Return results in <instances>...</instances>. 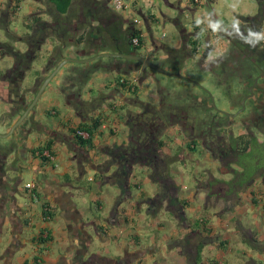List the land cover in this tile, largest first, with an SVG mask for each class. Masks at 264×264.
I'll return each instance as SVG.
<instances>
[{
	"label": "crops",
	"instance_id": "obj_1",
	"mask_svg": "<svg viewBox=\"0 0 264 264\" xmlns=\"http://www.w3.org/2000/svg\"><path fill=\"white\" fill-rule=\"evenodd\" d=\"M160 1L166 6L164 11ZM18 2L0 0V17L14 19ZM24 2L21 20L26 27L34 17L51 21V5L46 0ZM135 3L133 13L141 17L143 47L149 51L145 56L152 58L161 51L165 65L158 64L186 78L151 71L143 77L137 68L93 69L67 63L46 86L15 137L0 138V264H223L229 258L230 264H254L255 259L263 260L264 252L262 255L251 244L253 239H264L262 140L247 135L250 143L245 149L238 150L235 144L228 148L236 159H220L183 124L173 121L151 139V154L142 160L129 157L149 148L139 144L137 132L143 122L139 117L143 105L157 110L184 107L189 117L198 114L201 107L194 103L200 101L202 88L187 78L190 75L184 64L190 61L201 68H215L229 48L228 30L208 17L217 27L221 43L202 53L190 51L191 34L180 20L181 15L194 16L198 10L199 5L190 0ZM170 9L178 15L172 17ZM243 17L247 16H240L237 26L248 23ZM166 19L178 30L172 42H161L153 35L154 23L163 24ZM32 33L30 28L24 35ZM261 34L263 22L258 27V42ZM203 37L209 42L208 35ZM59 43L50 36L35 46L42 60L40 69L27 75L32 60L22 69L18 83L23 93L19 90L14 95L11 90L9 100L0 94V132L19 117L61 57L80 53L75 51L74 41L61 50ZM9 44L0 45V58H6L0 73L13 66L10 54L15 47L21 53L33 49L26 42L11 44V48ZM165 48L180 49L182 62L171 58ZM83 69H88L84 82L78 76ZM121 76L136 77L137 86L143 89L132 95L118 84ZM97 118L100 125L91 145L77 143L71 128ZM26 129L30 133L24 136ZM44 152L52 155L53 162ZM201 154L202 159L197 157ZM251 156L254 172L247 180L249 186L241 189L234 178L244 172L241 157ZM203 161H210L209 170L202 166ZM85 176L91 185L78 184ZM27 182L34 187L26 188ZM102 185L109 189L102 190ZM236 190L242 191L235 194ZM80 239L87 245L82 246ZM231 245H241L244 255L246 246L250 247L249 261L238 253L230 256Z\"/></svg>",
	"mask_w": 264,
	"mask_h": 264
},
{
	"label": "flooded vegetation",
	"instance_id": "obj_2",
	"mask_svg": "<svg viewBox=\"0 0 264 264\" xmlns=\"http://www.w3.org/2000/svg\"><path fill=\"white\" fill-rule=\"evenodd\" d=\"M190 1L191 3H194L193 0ZM194 4L199 5L198 3ZM6 22V19L2 20V18H0L1 27H6ZM101 22L103 24L102 27H104L106 32H109V35L103 37L101 35L102 30L95 28H93L94 30H89L85 34L87 36L84 38V43L82 42L78 44L74 41L73 47L74 49L76 48L75 51L80 52L79 54H76V57H89L103 51H120L132 54L144 53V56L147 54V51L145 53L142 48L143 45H138V47L133 45L129 40V36L133 31L132 25L129 23V21L122 22V24L113 22L110 24V26H108L106 21L102 20ZM108 22H112L111 19ZM261 22H263L264 31V4L262 14L256 21L251 20L247 24H242L239 30L235 31L238 33L237 36H235L236 33L234 32H232L233 36H228L229 42H227V45L229 44V48L226 49L220 58H218L219 62L218 60L216 62V65L220 66L224 70L221 72L224 78H227L231 73L236 74V76L231 81L229 78H227L228 87L226 92L228 94L225 95L221 92L219 93L223 96V106L214 107L212 103L214 102L213 99L215 97H212V95L207 90L205 91L202 88L203 91L201 89L202 96H200V101H203V104H201L200 101L194 103L201 108L198 109V114H195L191 117L185 114L184 107L181 109L179 107H167L165 109L160 108L158 110L153 109V116H149L144 111H141L139 113V117L141 120H143V122L138 125L137 130V132H139L141 135V137H139V144H146L149 148H147L146 151L139 150L136 153L130 154L129 157L131 160H137V158L142 160L144 157L151 154L150 149H152L154 145L151 139L159 135L164 125L173 121H179L190 133L200 138L203 143L210 145V148H214L216 154L214 152L213 154L218 156L220 159H236L233 151L228 150V148L234 144L235 146H238V142L240 141H237V138L240 136H243L245 139L247 135H252L256 141L262 140L264 184V43L262 45L260 42H258L256 37L258 33L256 27ZM94 25H96V23H94ZM215 28L217 27L215 26ZM254 30H256L255 33H253ZM96 32L99 33V37L91 35ZM227 32L226 34H228ZM190 34L189 49L190 51H194V36L197 35L196 38L199 39L201 33L197 32V34H193V32H190ZM28 37L29 36L26 35V38ZM26 38L21 37V40L26 42V47L29 49V46L32 47L33 45L29 44ZM203 38L205 40V37ZM219 42L221 43L220 35L218 36L217 40V43ZM10 45L11 44L8 45L9 48H11ZM100 45H109V48L102 49ZM1 46L5 47L7 45L1 44ZM15 48L16 49L12 51L13 53L10 54L13 59V66L10 69L4 70L0 73V94L3 96V99L5 98L7 100L11 90L14 91L16 89V95L19 94V90L21 93L24 92V89L21 88L18 83L21 81V71L22 69L28 68L30 65L29 62L31 60L39 58V54L35 48L32 50L29 49L24 53H21L17 47ZM62 59L63 57L57 61V64ZM22 62L27 63L26 67L22 66L25 65ZM78 65H87L88 67H112L123 71L130 70L131 68H137L139 70L142 69L141 64L138 62L120 57H101L96 60ZM149 69L153 70L151 68H145L141 70L143 77L146 76L147 71H150ZM87 72L88 69H83L80 74H78L81 81L84 82L87 79ZM132 78L136 80L134 85L128 87V78L126 77L125 83H120L122 84V88L134 92L135 88L133 87L138 85V79L136 77H131L130 79ZM17 98L18 96H16V101L18 100ZM231 99H233V101ZM222 111L228 112V114H225ZM224 127L230 128V132L223 131L222 129ZM74 128L75 127H73V129ZM239 130L243 132L239 133ZM235 131H238V133L234 134ZM71 134L73 135L72 128ZM80 240L82 242V246L87 245L84 239ZM81 250L76 251V256H79Z\"/></svg>",
	"mask_w": 264,
	"mask_h": 264
},
{
	"label": "rangeland",
	"instance_id": "obj_3",
	"mask_svg": "<svg viewBox=\"0 0 264 264\" xmlns=\"http://www.w3.org/2000/svg\"><path fill=\"white\" fill-rule=\"evenodd\" d=\"M26 3L24 2V0H19L18 2V6L19 9L17 10L16 14L14 16V19L11 17L10 20L6 22V27H1L0 26V43L2 45H7L9 43L11 44H16L18 46V43H23V40H21V37L26 38V35H24L26 33L27 30L30 31V27L32 25V22H30L29 25H27V27L25 26V24L22 23V14H25V10H24V5ZM158 4L161 7V10H165L166 6L164 5L163 2H158ZM259 4L257 0H213V1H208V0H202V3L199 5L198 10L195 12L194 16H187L185 17L184 15H181L180 20H181V24L186 28H189L190 25L192 24V22H203L205 18L210 17L217 26L221 27L222 29L230 30L231 31H236L239 30V27L237 26L240 20V16H253L256 14L257 10H258ZM170 11L172 12V17L173 16H177L178 15V11L174 10V9H170ZM122 14L123 18L125 19H129L131 16H139V15H134L133 13H130V15L127 14H123V13H119ZM2 18V20H5V16L4 17H0ZM5 22V21H4ZM259 25L256 27L258 28ZM32 28V27H31ZM162 31H164L165 35L162 36ZM178 30L176 31V26L175 24H173V22L171 20L166 19L164 21V23H154L153 26V35L157 38V40H160L161 42H172L177 35ZM201 36L199 37V39L201 40L202 43H204V38H203V33L200 34ZM215 43H217V41L214 38H211L209 41V45L211 48L214 47ZM0 44V45H1ZM3 53V52H2ZM1 53V54H2ZM144 55V53H142ZM148 54V52H147ZM224 54V53H223ZM222 54V55H223ZM150 57V54L148 55ZM162 53L161 51H156L154 53V56L151 58L153 61L159 63L160 65H165L164 61H162ZM8 60V59H7ZM4 61H6V58L1 57L0 58V65L4 64ZM41 59L37 58L32 60V68H30L29 70L27 69V75H31V73H34V70L39 68V64H41ZM219 62V60H218ZM184 67H186L185 73L189 74L190 77H187L189 80H192L193 82H195L197 85L199 84L201 86V88H203L205 91L207 90L212 97H215L214 103L216 107H220L223 106L222 104H224L223 100V96L222 94L227 95L228 93L226 92V88H225V84L221 83V80L224 78L223 74H221V72H223L224 70L218 66L215 65L214 68V73L211 71L212 69H209L207 67L205 68H201L198 66V63H191L190 61H188L186 64H184ZM33 69V71H32ZM40 69V68H39ZM150 70V69H149ZM151 72L156 73L157 75H160L157 71L154 70H150ZM236 76V74L231 73L228 75L227 78H229V80L231 81L234 77ZM160 77V76H159ZM186 77V76H185ZM226 78V81H228V79ZM121 77H119L117 79V82H120ZM27 81L29 79H26ZM26 81V82H27ZM130 82H127V84ZM146 84H144L145 86ZM128 87H131V85H129ZM134 92L129 91L132 95H136L140 89L142 90L143 88H141L140 86H135L133 87ZM203 91V90H202ZM222 93L221 95L219 93ZM232 92V91H231ZM10 99V96L8 95V100ZM233 101V99H231ZM197 110V108H196ZM148 116V115H147ZM225 132H230V128L224 127L222 129ZM188 131V130H187ZM189 132V131H188ZM207 146V148H210V145L205 144ZM210 150H212L215 154L216 151L214 150V148H210ZM262 153V152H261ZM258 155V153H257ZM260 155V153H259ZM200 159H202V154L197 156ZM242 159V164L244 165V172H241V175L237 178H234L235 180V184L238 185L241 189H244L246 187L249 186V184H247V181L249 177H251L253 175L254 169L252 167L253 162L255 161L254 157H241ZM263 161V157L261 158ZM241 162V161H240ZM192 164V163H190ZM204 168H206L207 170H209L210 167V161L205 162L203 161V165ZM136 170L138 171V174H141L139 172V168L137 167ZM195 170V169H194ZM220 174V171H217V175ZM255 179H258L259 177H254ZM246 183V184H244ZM79 185H83V186H88L91 185L92 182L89 181L87 179V177L85 176L83 178V180H81L80 183H78ZM244 185V186H243ZM102 190H107L109 189V187H107L106 185H102ZM32 191V189H30V192ZM240 191L242 190H236L235 194H239ZM23 196H25V194H23ZM263 204H264V196H263ZM264 214V213H263ZM54 224V222L52 223ZM264 226V225H263ZM253 229V228H252ZM253 231H255V229H253ZM264 232V229H263ZM252 245L257 248L258 252H263L264 251H260V250H264V239L263 241L255 240L253 239V241H251ZM247 245V244H246ZM29 246V244H28ZM250 247L248 248L246 246V248L244 249V251L246 252V255L241 254V245H231V252H230V256H235L236 253H238L240 255V257H242L245 261H249V258L251 255H249L250 251H249ZM258 252L256 253V256L258 257ZM256 256H252L253 258H257ZM264 257V255H263ZM231 258L228 259L229 263H224L223 264H230L231 263ZM254 264H264V258L263 260H256L254 261Z\"/></svg>",
	"mask_w": 264,
	"mask_h": 264
},
{
	"label": "trees",
	"instance_id": "obj_4",
	"mask_svg": "<svg viewBox=\"0 0 264 264\" xmlns=\"http://www.w3.org/2000/svg\"><path fill=\"white\" fill-rule=\"evenodd\" d=\"M49 5H51L49 11H51V21H43L40 18L34 17L32 22L33 33L26 38L29 44L33 45V48L37 44H39L42 40L47 37L54 36L60 42L58 46L60 50L64 48L63 46H68L71 44L70 42L75 41L76 43H84L85 34L89 30L99 29L102 30V36L105 37L109 35V32H106L104 27H102V20L108 23L110 26L113 22H118L122 24L126 20L119 13L112 10L109 6V0H46ZM209 2L212 0H208ZM259 4L258 13L254 16L243 17L244 20L250 22L251 20L256 21L258 17L261 16L263 11V1L257 0ZM111 19L112 22H108ZM127 22V21H126ZM96 23V25H94ZM247 24V23H246ZM30 27V28H31ZM240 28V26H238ZM258 30V28L256 29ZM253 33H255V31ZM85 32V33H84ZM232 32L235 31L228 30V35L233 36ZM99 33L91 34L95 37L98 36ZM139 31L133 30L129 36V40L135 35H138ZM238 33L235 34L237 36ZM74 38V40H73ZM191 43V42H190ZM143 38L140 39V45H143ZM195 42H193V45ZM102 49L109 48V45H100ZM138 46V47H139ZM165 51L171 58H175L178 63L182 62L181 60L184 58V54L181 53L180 49H170L165 48ZM192 51V50H191ZM57 64V63H56ZM55 64V65H56ZM99 68L98 66H94L93 69ZM225 82V83H224ZM221 83H224L227 89L228 82L225 81V78L221 80ZM120 84V83H118ZM16 89L13 91V94L16 95ZM143 111L147 113L149 116H153L154 112L150 105H143ZM100 125V120L92 119L89 124H84L82 126H78V129L85 130L89 133V137L87 139H82L81 137L75 134L74 129H72L73 137L77 140V143L90 146L93 135L97 132V129ZM238 147L242 150L245 149L246 146L250 143L249 140H244L243 136L237 138ZM159 144V143H158ZM237 151V150H236ZM200 254V249L197 251V255Z\"/></svg>",
	"mask_w": 264,
	"mask_h": 264
},
{
	"label": "water",
	"instance_id": "obj_5",
	"mask_svg": "<svg viewBox=\"0 0 264 264\" xmlns=\"http://www.w3.org/2000/svg\"><path fill=\"white\" fill-rule=\"evenodd\" d=\"M84 55V54H83ZM101 57H110V58H127L134 60L141 64V67L143 69L145 68H151L157 72L167 74L169 76H174V77H179V78H186L184 75L180 74L179 72H171L163 67H161L159 64L155 63L150 57L144 56L139 53H125V52H120V51H103L99 52L93 56L89 57H65L63 58L58 64L54 65L53 69L43 78L41 83L38 85L37 90L35 91V94L31 101L26 105L24 110L21 112L19 117L6 129L5 132H0V138H7V137H15L16 135V130L19 129V126L21 123L29 117L31 114H33L34 107L36 106L38 99L40 98L41 94L43 93L44 89L46 86L49 84V82L53 79L54 76H56L59 71L67 64V63H86L90 62L93 60H96ZM213 102V100H212ZM212 105L215 107L214 102ZM225 114H228V112L222 111ZM29 130L26 129L25 133L23 134L24 136L29 135ZM22 135V136H23Z\"/></svg>",
	"mask_w": 264,
	"mask_h": 264
},
{
	"label": "built area",
	"instance_id": "obj_6",
	"mask_svg": "<svg viewBox=\"0 0 264 264\" xmlns=\"http://www.w3.org/2000/svg\"><path fill=\"white\" fill-rule=\"evenodd\" d=\"M137 0H109L110 2V8L114 10L117 13H123L130 15V13H133L134 8L136 7V2ZM148 2L151 3V0H147ZM194 3H198L199 5L202 3L201 0H193ZM134 14V13H133ZM122 15V14H120ZM136 15V14H134ZM123 17V16H122ZM125 19V18H124ZM126 21H129V23L132 25L133 30L139 31L138 35H135L131 38V43L133 45H140V39L143 36L142 30H141V17L140 16H131L129 19H125ZM189 32H193V34H197V32L203 33V35H208V37L214 38L216 41L218 40V33L217 30L215 29V25H213V22L207 17L204 19L203 22H192L189 28H187ZM165 33L162 31V36H164ZM197 35L194 36L195 44L193 45V49L195 52H204L206 48H210L209 42L204 40V43L201 42L200 39L196 38ZM210 39H208L210 41ZM260 43L263 45L264 43V31L263 34H261L260 38ZM144 51L149 52L146 48L142 47ZM208 48V49H209ZM125 78L122 77L120 79L119 83H125ZM135 79H129L128 78V83L127 86L131 85L133 86L135 83ZM75 134L82 139H87L89 137V133L85 130L78 129L77 127L74 128ZM45 156L48 158V161L53 162V157L50 154H47V152H44ZM55 166V164H54ZM26 188H32L34 187L33 182H27L24 184Z\"/></svg>",
	"mask_w": 264,
	"mask_h": 264
}]
</instances>
